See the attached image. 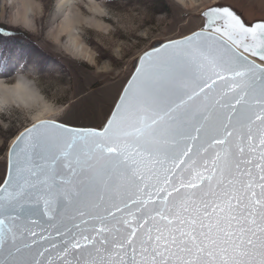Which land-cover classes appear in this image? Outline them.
<instances>
[{
	"label": "snow or ice",
	"instance_id": "1",
	"mask_svg": "<svg viewBox=\"0 0 264 264\" xmlns=\"http://www.w3.org/2000/svg\"><path fill=\"white\" fill-rule=\"evenodd\" d=\"M115 2L95 9L128 15ZM195 10L198 29L144 51L99 125L15 136L0 264H264V17Z\"/></svg>",
	"mask_w": 264,
	"mask_h": 264
},
{
	"label": "rangeland",
	"instance_id": "2",
	"mask_svg": "<svg viewBox=\"0 0 264 264\" xmlns=\"http://www.w3.org/2000/svg\"><path fill=\"white\" fill-rule=\"evenodd\" d=\"M27 1L30 22L25 24L17 15L22 13V0H0V30H4L0 31V53L10 58L0 81L11 86L18 75L32 79L42 98L57 110L53 118L72 127H94L103 121L144 51L166 38L178 39L197 30V5L230 4L248 22L264 17L262 0H194L192 5L189 0L185 5L178 0H116L113 9L128 14L121 19L96 10L97 0ZM63 1L70 2L72 33H59L65 22L57 7ZM85 2L92 5L86 15L77 7ZM241 2L249 4L247 10L240 9ZM81 53L90 61L77 58ZM32 114L16 108L0 114V182L8 149L15 136L33 125Z\"/></svg>",
	"mask_w": 264,
	"mask_h": 264
},
{
	"label": "bare ground",
	"instance_id": "3",
	"mask_svg": "<svg viewBox=\"0 0 264 264\" xmlns=\"http://www.w3.org/2000/svg\"><path fill=\"white\" fill-rule=\"evenodd\" d=\"M178 1L185 5V0ZM28 2L29 1L27 0H22V13H17V15H21L22 21L25 24L30 22L27 16L29 11L28 6L30 4ZM69 3L64 2L62 5H58L57 7L62 13V20L65 22L64 27L59 30V33H62L64 30L72 33L75 29V27H73V17L71 16L68 6ZM193 3L194 0H189L190 5ZM97 26L99 27L100 24L98 23ZM76 45L74 47L75 50L76 47H79V44ZM78 57L82 58L84 61H90V58L86 55V53H81V56H77V58ZM9 108H16L25 112L33 111L31 116L33 124L37 123L39 120H52L54 119L53 117L57 115V110H55L51 104L42 98V95L37 89V86H35L33 80H30L23 75H18L11 86H6L0 81V114Z\"/></svg>",
	"mask_w": 264,
	"mask_h": 264
},
{
	"label": "water",
	"instance_id": "4",
	"mask_svg": "<svg viewBox=\"0 0 264 264\" xmlns=\"http://www.w3.org/2000/svg\"><path fill=\"white\" fill-rule=\"evenodd\" d=\"M244 19H245V17H244ZM245 21L248 22L246 19H245ZM252 22H253V21H252ZM248 23H251V22H248ZM160 44H162V43H160ZM160 44H157V45H155V46H153V47H159ZM150 49H151V48H150ZM150 49H149V50H150ZM142 54H143V53H142ZM142 54H141V55H142ZM139 57H140V56H139ZM138 59H139V58H138ZM138 59L136 60V62H135L134 65H133V71H132V74L135 72L136 67H138ZM132 74H131V75H132ZM131 75H130L129 79L131 78ZM126 83H127V81H126ZM126 83H125V84H126ZM122 89H123V88H122ZM121 91H122V90H121ZM34 124H35V123H34ZM30 127H31V126H30ZM30 127H28V128H30ZM24 131H25V130H24ZM24 131H22V132H24ZM11 144H12V143H11ZM10 147H11V145H10ZM10 147H9V148H10ZM8 150H9V149H8ZM7 169H8V152H7V165H6V173H5V176H6V174H7Z\"/></svg>",
	"mask_w": 264,
	"mask_h": 264
},
{
	"label": "trees",
	"instance_id": "5",
	"mask_svg": "<svg viewBox=\"0 0 264 264\" xmlns=\"http://www.w3.org/2000/svg\"><path fill=\"white\" fill-rule=\"evenodd\" d=\"M0 31L4 32V30H0ZM9 34H12V33L9 32Z\"/></svg>",
	"mask_w": 264,
	"mask_h": 264
}]
</instances>
